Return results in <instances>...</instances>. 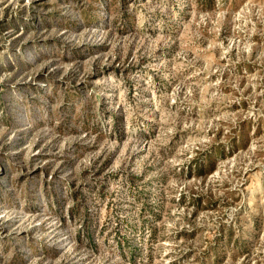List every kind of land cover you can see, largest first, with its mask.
I'll return each instance as SVG.
<instances>
[{"label": "rangeland", "instance_id": "obj_1", "mask_svg": "<svg viewBox=\"0 0 264 264\" xmlns=\"http://www.w3.org/2000/svg\"><path fill=\"white\" fill-rule=\"evenodd\" d=\"M0 264H264V0H0Z\"/></svg>", "mask_w": 264, "mask_h": 264}]
</instances>
